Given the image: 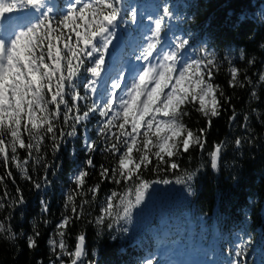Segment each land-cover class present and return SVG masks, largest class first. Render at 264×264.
Returning <instances> with one entry per match:
<instances>
[{"label":"snow or ice","instance_id":"snow-or-ice-1","mask_svg":"<svg viewBox=\"0 0 264 264\" xmlns=\"http://www.w3.org/2000/svg\"><path fill=\"white\" fill-rule=\"evenodd\" d=\"M54 8L50 0H0V164L4 169L0 174V209L25 203L19 187L15 197L9 191V181L17 184L13 168L36 190L49 186L48 169L54 166L46 159L49 142L52 152H59L62 143L78 136V128H83L86 158L77 166L73 187L66 194L64 208L69 214H61L49 236V250L54 256L49 264H97L87 247L86 233L79 232L72 246L70 229L77 222H87L96 226L98 235L104 231L129 233L134 210L144 203L152 184L172 183H150L143 178L144 171L159 172L162 166L163 170L175 171L180 168V156L193 148L203 150L212 119L227 110L225 105L232 108L229 120H237L231 97L213 82L221 61L228 65V86L250 89L254 101L261 99L256 85H264V70L253 81L230 55L218 58L206 45L193 50L199 52V58H189V36L162 37L177 18L165 2L159 5L155 18L146 17L151 35L136 57L143 63L127 77L121 71L109 80L105 78L109 48L122 24L136 23V9L126 8L124 0H65L55 14ZM238 59H246L243 49L238 51ZM255 63L254 58L247 57L248 65ZM101 85L103 92L99 91ZM191 111L206 118L207 126L196 130L188 127L185 118ZM251 112L257 113V109ZM261 116L264 113L256 118ZM93 117L99 118L96 139L87 135ZM248 122L249 115L245 114L241 126L246 131ZM253 140L249 137L247 143ZM244 142L242 137L234 141L238 149ZM224 148V142H219L208 153L214 171L221 169ZM98 151L109 161V166L99 165L100 181H111L124 190L112 191L99 214L88 219L101 190L100 183L90 185L87 181L90 170L97 169L94 154ZM32 167L43 169V175L34 177ZM196 175L183 171L175 183L184 185L187 195L194 196ZM41 203L47 213V202ZM10 220V214L0 219V236L16 241L19 234L6 222ZM40 235L34 231L25 237L29 249L38 248ZM111 238L116 240L117 236ZM247 243L250 240L237 247L235 257L244 256ZM144 264H157L155 256L146 258ZM231 264L243 261L237 259Z\"/></svg>","mask_w":264,"mask_h":264},{"label":"trees","instance_id":"trees-1","mask_svg":"<svg viewBox=\"0 0 264 264\" xmlns=\"http://www.w3.org/2000/svg\"><path fill=\"white\" fill-rule=\"evenodd\" d=\"M133 0H126L130 2ZM149 1V0H135ZM157 8L167 2L174 11L176 19L172 20L174 28L181 35L190 37L191 49H200L206 45L214 51L218 58L231 56L242 71L251 76L253 81L260 71L264 70V0H151ZM61 3V0H60ZM62 4V3H61ZM62 5H60L61 7ZM243 49L245 60L238 59V51ZM199 57V52L195 51ZM247 57L255 59V65L247 64ZM228 65L221 61V69L214 75L213 82L220 85L225 94L231 97V105L237 113V120L230 121L232 108L225 105L227 110L212 119V126L206 133L207 143L203 150L190 149L179 157L180 168L162 170H145L143 178L150 183L153 181L169 180L172 183L163 184L173 187L180 197H173L167 201L154 215L143 217L145 223L137 230L130 229L129 233L104 231L98 235L94 224L77 222L70 229V245L74 246L75 236L84 231L87 238V247L94 256L97 264H144L143 255L150 250L152 237L155 231L163 227L174 230L177 227L186 229L185 235L189 238L196 234L197 241L208 245L209 249L221 252L224 248V236L234 233L264 241V116L257 119V114L264 113V85L257 84L256 90L260 95L259 101L250 98L248 88H230L228 86ZM257 109L252 113L251 109ZM245 114L249 115V128L246 131L241 125ZM99 118L93 117L88 123L87 135L96 139L94 133ZM188 127L193 130L207 126L206 118L191 111L185 118ZM79 135L68 137L62 143L59 152L53 153L49 147L46 159L54 166L48 169L51 184L41 190L32 187L29 181L20 177L13 168L17 178L14 186L8 182L9 191L16 195L22 194L25 203L14 209H0V219L9 214L14 231L19 234L16 241H8L0 236V264H37L43 261L49 264L54 259L49 250L48 239L54 233L56 224L62 218L61 214H69L64 208L66 194L73 187L72 177L77 166L86 158L83 139L84 129L78 128ZM238 137L244 138V143L238 149L234 143ZM249 137L253 142L247 143ZM224 142L220 171L210 167V156L215 144ZM21 157L24 153L21 151ZM105 153L98 151L94 154L97 169L90 170L92 175L87 178L88 184H101L100 194L89 210L88 219L99 214L106 198L112 191L122 192L121 185L111 181H100L99 165L109 166ZM183 171L196 172L194 181L195 195L188 196L185 186L175 183ZM4 169L0 164V174ZM31 174L39 178L43 169L32 167ZM235 177V179H233ZM20 188L17 194L15 189ZM42 201L47 202L49 211H42ZM79 202V201H78ZM45 220L48 223H45ZM39 231L38 248L27 247L26 236ZM117 236L116 240L111 237ZM190 239V238H189ZM146 256V255H145Z\"/></svg>","mask_w":264,"mask_h":264},{"label":"rangeland","instance_id":"rangeland-1","mask_svg":"<svg viewBox=\"0 0 264 264\" xmlns=\"http://www.w3.org/2000/svg\"><path fill=\"white\" fill-rule=\"evenodd\" d=\"M50 3L55 5L54 0H50ZM130 7L136 9L137 21L135 24H132V23H128L126 25L122 24L116 30V38L113 40L112 46H110L112 52H111V54L108 53L106 60L107 59L111 60L115 54V50H119L121 48V40L124 37L134 36V41H132V44H135V42H137L141 39L144 43V46H146L147 37L151 35V33L149 32V21L146 19V17L148 15H152L154 18L156 17V15L154 14V8H153L154 6L153 5H135V4H132ZM150 11L152 13H148ZM54 12H55V8H54ZM144 21L146 22L145 27L144 26L141 27V23ZM132 27L134 28V32H132V30H131ZM169 37H172V36L170 35ZM144 46H142L140 49H142ZM131 55L134 57H137L139 55V53L136 52L134 55L130 54V56ZM188 57L190 58L189 54H188ZM115 61L116 60L114 59L111 64L110 63L107 64V66L110 65L109 68L107 67L108 68L107 74H109V70H110L111 66L114 63L116 64ZM137 65L138 64H134L131 61L126 62L125 66H126L127 72L124 75L127 77L128 73L130 72V68L131 67H137ZM120 72H116V73H120ZM124 72L125 71H123V73ZM112 79H115V76H111L109 78V80H112ZM103 88H104V86L101 85L99 88V91L103 92ZM172 192H173V187H168L166 185L156 184L154 190L149 188L144 203L134 210V220L133 221L138 222L142 218L143 213L145 211H147L150 208H152V209L156 208V206L161 204V202L163 200H165L170 194H172Z\"/></svg>","mask_w":264,"mask_h":264},{"label":"bare ground","instance_id":"bare-ground-1","mask_svg":"<svg viewBox=\"0 0 264 264\" xmlns=\"http://www.w3.org/2000/svg\"><path fill=\"white\" fill-rule=\"evenodd\" d=\"M123 61H124L123 59L119 60L118 63H117V67L113 71H115V72L123 71L122 70L123 68H121V66H123V63H124Z\"/></svg>","mask_w":264,"mask_h":264}]
</instances>
